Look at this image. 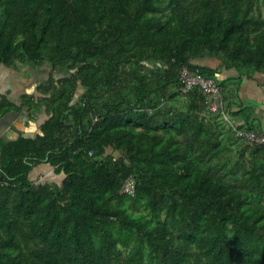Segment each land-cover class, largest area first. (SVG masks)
Wrapping results in <instances>:
<instances>
[{
    "label": "trees",
    "instance_id": "16d2710c",
    "mask_svg": "<svg viewBox=\"0 0 264 264\" xmlns=\"http://www.w3.org/2000/svg\"><path fill=\"white\" fill-rule=\"evenodd\" d=\"M204 58L264 74V0H0V66L48 75L0 141V264H264V147L181 91Z\"/></svg>",
    "mask_w": 264,
    "mask_h": 264
},
{
    "label": "crops",
    "instance_id": "0c3cea01",
    "mask_svg": "<svg viewBox=\"0 0 264 264\" xmlns=\"http://www.w3.org/2000/svg\"><path fill=\"white\" fill-rule=\"evenodd\" d=\"M196 63L210 72L219 82L223 92L222 96L224 95L226 98L225 103L229 109L230 119L235 123L242 122L241 114L245 113V116L249 118L247 124L264 133V74L247 69L228 68L221 61L214 58L196 60ZM23 69H27L32 74L33 83H30L27 75L25 80H17L21 75L16 76L15 79L11 70H6L0 66V97L6 96L9 101L20 104L23 97H35L34 93H36L38 86L46 85L48 75L45 71L42 70L39 77L37 71L30 70L27 67ZM22 72L25 73V71ZM56 79H60V77H56ZM15 83L20 92L12 93L11 86ZM31 89L34 91L31 92ZM241 110H244L243 113ZM37 125L35 120L30 123L32 134L36 132ZM43 169L45 171L41 173L44 175L52 172L51 169Z\"/></svg>",
    "mask_w": 264,
    "mask_h": 264
},
{
    "label": "built area",
    "instance_id": "2783aa9c",
    "mask_svg": "<svg viewBox=\"0 0 264 264\" xmlns=\"http://www.w3.org/2000/svg\"><path fill=\"white\" fill-rule=\"evenodd\" d=\"M179 81L182 85L181 91L187 93L193 88L200 89L206 97L208 111L212 114H220V118L228 128H230L235 136L249 144H254L259 148L264 147V133L262 132H246L239 130L233 120L228 117L224 98L218 81L214 77H205L199 70H189L183 66L179 72ZM96 121V119H94ZM93 154L89 152V156ZM121 194L134 196L135 180L133 177H127L121 185Z\"/></svg>",
    "mask_w": 264,
    "mask_h": 264
},
{
    "label": "rangeland",
    "instance_id": "374dc122",
    "mask_svg": "<svg viewBox=\"0 0 264 264\" xmlns=\"http://www.w3.org/2000/svg\"><path fill=\"white\" fill-rule=\"evenodd\" d=\"M23 68H26V67H24V66H20V67L17 68V69H9V68H5V67H4V69H6V70H11V71L14 73V78H15V79H16V76H18V75H21V76H19V78H18L17 80H25L26 77L28 76V77H29V81H30V83H33L32 74H30V73L28 72L27 69L24 70ZM27 68H28V67H27ZM22 71H25V73H23ZM41 71H42V70L37 71L39 77H40V74L42 73ZM43 71H44V70H43ZM26 75H27V76H26ZM54 75H55V78H56V77H57V78L60 77V79H62V78H70V77H71L70 72H68V71H66V70H61V69L58 70V71H56ZM20 77H21V78H20ZM11 88H12V90H11L12 93L20 92V90H19L18 86L16 85V83L13 84V85L11 86ZM171 90H172V91H175V90H176V87H175V86H172ZM171 90H170V91H171ZM29 91H30V90H29ZM33 91H34V90L31 89V92H33ZM81 94H82V91L80 90L79 93H77V94L75 95L73 102H76ZM185 103H186V99H185L184 97H182V96H179V97L176 98L173 102H171V103L168 102V103H167V106L173 104L174 106L182 107V106H184ZM228 117L230 118V115H228ZM35 119H36V118H35ZM31 122H32V121H30V123H31ZM26 132H27L26 135H28V134H31L32 131H30V128H28V130H27ZM13 138H14V137H13ZM237 147H239V146L237 145ZM228 156H230V160H231V161L235 160V158H236L234 152H233V153H230ZM38 169H40V168H38ZM47 169H48V168H47ZM41 170H42V169H41ZM49 170H50V169H49ZM42 171L44 172L45 169H43ZM42 171H41V172H42ZM41 172H40V173H41ZM58 182H59V181H58Z\"/></svg>",
    "mask_w": 264,
    "mask_h": 264
},
{
    "label": "flooded vegetation",
    "instance_id": "af4514ba",
    "mask_svg": "<svg viewBox=\"0 0 264 264\" xmlns=\"http://www.w3.org/2000/svg\"><path fill=\"white\" fill-rule=\"evenodd\" d=\"M10 102H12L15 107L21 108L22 102L20 104H16L13 101H10ZM11 111L16 112L15 110H11ZM11 111H9V112H11ZM17 113L21 114L20 117L13 124V128L10 129L5 136H3L2 138H0V141H2V140H4V141H14V140H17L20 136L25 135L27 133L26 131L28 130V128H30V121H31V119L29 117V114H28V110L26 108H24V109L21 108L20 112H17ZM41 119L42 118H40V116H36L35 122L37 124H39V122L41 121ZM41 171L42 170H40L39 172H41ZM49 175H50L49 173L47 175H44L43 173H40L38 175V178H37L38 179V182H42L43 180H45L46 178H48Z\"/></svg>",
    "mask_w": 264,
    "mask_h": 264
},
{
    "label": "water",
    "instance_id": "95a60500",
    "mask_svg": "<svg viewBox=\"0 0 264 264\" xmlns=\"http://www.w3.org/2000/svg\"><path fill=\"white\" fill-rule=\"evenodd\" d=\"M20 115L21 114L17 112L11 111L0 118V138L5 136L8 131L13 128V124L17 121Z\"/></svg>",
    "mask_w": 264,
    "mask_h": 264
},
{
    "label": "bare ground",
    "instance_id": "6f19581e",
    "mask_svg": "<svg viewBox=\"0 0 264 264\" xmlns=\"http://www.w3.org/2000/svg\"><path fill=\"white\" fill-rule=\"evenodd\" d=\"M260 170V169H259ZM152 196V195H151ZM184 197V196H183ZM205 203V202H204ZM198 212V211H197ZM190 217V216H189ZM236 237V236H235ZM261 261V260H260Z\"/></svg>",
    "mask_w": 264,
    "mask_h": 264
}]
</instances>
